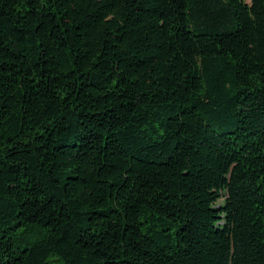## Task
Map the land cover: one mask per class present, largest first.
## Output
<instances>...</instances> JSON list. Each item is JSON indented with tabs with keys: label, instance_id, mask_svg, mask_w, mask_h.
Instances as JSON below:
<instances>
[{
	"label": "trees",
	"instance_id": "trees-1",
	"mask_svg": "<svg viewBox=\"0 0 264 264\" xmlns=\"http://www.w3.org/2000/svg\"><path fill=\"white\" fill-rule=\"evenodd\" d=\"M0 264H264V0H0Z\"/></svg>",
	"mask_w": 264,
	"mask_h": 264
}]
</instances>
